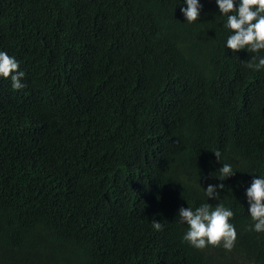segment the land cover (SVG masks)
Masks as SVG:
<instances>
[{
  "label": "trees",
  "instance_id": "1",
  "mask_svg": "<svg viewBox=\"0 0 264 264\" xmlns=\"http://www.w3.org/2000/svg\"><path fill=\"white\" fill-rule=\"evenodd\" d=\"M200 3L189 24L185 0H0V51L25 73L0 77V264H264L246 196L264 69ZM205 203L234 213L231 251L183 239L179 209Z\"/></svg>",
  "mask_w": 264,
  "mask_h": 264
},
{
  "label": "clouds",
  "instance_id": "2",
  "mask_svg": "<svg viewBox=\"0 0 264 264\" xmlns=\"http://www.w3.org/2000/svg\"><path fill=\"white\" fill-rule=\"evenodd\" d=\"M187 7H182L181 12L187 23L191 24L200 17L202 5L200 0H185ZM219 12L226 17L225 27L232 33L228 36L226 47L236 53L247 50L252 55L247 67L259 71L264 69V56L258 55L264 51V0H215ZM25 76L19 70V62L9 56L5 51H0V77L10 78L13 90H20L25 87L22 78ZM217 160L221 161V152L213 151ZM230 164H223L216 175L221 181L233 176ZM224 184H209L204 188L205 196L217 199L218 189H223ZM246 196L249 207V214L253 225L249 230L264 232V176L254 178L251 186L246 189ZM181 223L188 225V230L183 236L191 246L197 249H204L208 246L223 247L231 251L235 246L237 231L230 223L234 213L225 208L223 204H217L213 209L211 204L205 203L195 209L181 207L179 209ZM153 228L162 231V224L153 220Z\"/></svg>",
  "mask_w": 264,
  "mask_h": 264
}]
</instances>
